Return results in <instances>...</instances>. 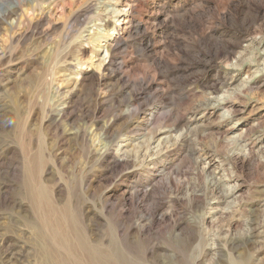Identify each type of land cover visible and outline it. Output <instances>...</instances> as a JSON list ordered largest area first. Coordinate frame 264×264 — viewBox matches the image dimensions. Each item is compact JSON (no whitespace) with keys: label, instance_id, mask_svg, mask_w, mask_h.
Returning a JSON list of instances; mask_svg holds the SVG:
<instances>
[{"label":"rangeland","instance_id":"374dc122","mask_svg":"<svg viewBox=\"0 0 264 264\" xmlns=\"http://www.w3.org/2000/svg\"><path fill=\"white\" fill-rule=\"evenodd\" d=\"M0 17V264L82 259L65 219L104 264H264V0H0Z\"/></svg>","mask_w":264,"mask_h":264},{"label":"bare ground","instance_id":"6f19581e","mask_svg":"<svg viewBox=\"0 0 264 264\" xmlns=\"http://www.w3.org/2000/svg\"><path fill=\"white\" fill-rule=\"evenodd\" d=\"M9 5V4H8ZM92 6V5H91ZM8 8V7H7ZM91 8V7H90ZM4 10V9H3ZM14 10V9H13ZM10 10V11H13ZM5 11V10H4ZM7 11V10H6ZM15 12L17 13V11L15 10ZM9 14V13H6ZM12 15V14H11ZM9 15V16H11ZM2 16V14H1ZM88 16V15H87ZM1 18V17H0ZM3 18V17H2ZM9 20V19H8ZM73 20V19H72ZM41 23V22H40ZM38 24V23H37ZM36 24V25H37ZM39 25V24H38ZM37 25V26H38ZM73 25V24H72ZM7 59V58H6ZM185 110V109H184ZM3 112V105H0V116L2 115ZM180 112V111H179ZM153 114V113H152ZM179 114V113H178ZM175 115V114H174ZM182 117H180L181 119ZM178 119V118H177ZM183 119V118H182ZM179 120V119H178ZM148 121V120H147ZM177 121V120H176ZM148 123V122H147ZM206 193H203L201 195H194V200L196 201V199H201L205 196ZM32 195H33V205L36 208H43L45 206L53 209V204L51 202V198H50V194L49 191L43 186V185H38V186H33L32 189ZM177 200V199H176ZM202 200V199H201ZM195 203V202H194ZM201 203H203L201 201ZM199 204V203H198ZM197 204V206H198ZM195 205V204H194ZM195 208V207H194ZM159 209V208H158ZM201 209V208H200ZM170 211V210H169ZM177 211V210H176ZM196 210H194L195 212ZM157 212V211H156ZM164 214V213H163ZM172 215V214H171ZM169 216V215H168ZM64 223L62 224V233H61V240L67 244V246L71 249V253H66L69 255H73V252L76 253H80L83 255L82 259H77L75 258L77 261H75V259L73 260V256H69V257H62L60 260H56L54 261L53 264H78V262H80L81 260H84L85 264H104V260L105 257L102 255L103 251L97 250L95 249L96 246H90L89 243L86 240V237L83 233H81L79 231V229L77 228V226L75 225V223L73 221H68V220H64ZM189 228V227H188ZM84 231V230H83ZM195 232V231H194ZM196 233V232H195ZM199 233V232H198ZM197 233V236H198ZM192 234V233H191ZM43 235V234H42ZM42 235H40L42 237ZM188 236V235H187ZM69 237H75V243H67V240L69 239ZM185 239V238H184ZM197 239L196 236L191 235L189 238L190 244H192L191 242L195 241ZM174 240V239H173ZM196 243V242H195ZM67 248V247H66ZM45 252V251H44ZM102 253V254H101ZM55 254V252L52 250L50 252V256H53ZM107 255V254H106ZM113 255L116 257V259L120 260L122 259V255L121 253L117 250V248H114V253ZM55 256V255H54ZM67 256V255H66ZM10 257V256H9ZM50 258V257H49ZM108 258V255H107ZM114 258V257H113ZM49 261V259H48ZM57 262V263H56ZM124 262V261H123ZM48 263V262H47ZM80 264V263H79Z\"/></svg>","mask_w":264,"mask_h":264}]
</instances>
